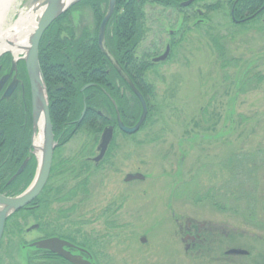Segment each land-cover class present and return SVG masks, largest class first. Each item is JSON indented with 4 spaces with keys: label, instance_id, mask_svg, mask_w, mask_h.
Returning a JSON list of instances; mask_svg holds the SVG:
<instances>
[{
    "label": "rangeland",
    "instance_id": "1",
    "mask_svg": "<svg viewBox=\"0 0 264 264\" xmlns=\"http://www.w3.org/2000/svg\"><path fill=\"white\" fill-rule=\"evenodd\" d=\"M232 1L199 0L182 11L149 3L142 7L144 35L137 54L150 60L164 51L165 42L174 43L169 59L147 75L154 90L147 123L129 137L116 130L108 156L87 174L86 192L70 202L51 204L53 212L47 217L60 231L76 230L97 264H264V79L235 96L239 71L221 70L209 39L224 37L231 56L264 77V15L234 26ZM16 3L0 27L17 20L24 0ZM216 4V11L205 8ZM71 17L78 28H95L88 7L73 9ZM199 18L205 23L196 25ZM169 31L174 35L169 37ZM4 63L9 69V55L0 57V66ZM204 108L214 116L215 132L208 139H193V123ZM97 143L91 144L86 132L79 133L55 150L54 159L79 152L93 158ZM233 154L237 158L230 159ZM230 165H237L235 182ZM135 173L144 181L124 182L127 174ZM81 179L65 175L55 180L68 189ZM70 208L73 212L61 218L58 209ZM187 222L201 225L207 235L210 243L203 252L198 247L185 252L180 228ZM234 248L249 256L225 258V251Z\"/></svg>",
    "mask_w": 264,
    "mask_h": 264
},
{
    "label": "trees",
    "instance_id": "2",
    "mask_svg": "<svg viewBox=\"0 0 264 264\" xmlns=\"http://www.w3.org/2000/svg\"><path fill=\"white\" fill-rule=\"evenodd\" d=\"M115 1L114 13L106 27L105 45L110 55L145 100L148 113L140 131L147 123L150 113L149 98L153 96L154 92L153 86L147 82V75L150 72L154 73L153 71L157 67L164 64H151L145 55L137 54L138 44L144 35L142 7L149 3L182 11L183 8L180 7V4L187 0ZM198 1L195 0V3ZM107 3L108 0L79 2L68 12L58 17L45 31L40 41L38 60L49 101L52 133L54 142L57 143L56 150L82 132H86L90 143L95 144L106 126H116L117 114H119L123 125L127 127L134 126L141 116L142 109L138 99L97 45L98 27L105 14ZM82 6L91 10L95 28H78V24H75L71 12ZM219 6V4L207 5L205 8L210 12L216 11ZM262 15H264V0H233L231 2L229 16L234 26L243 27L258 20ZM196 25L201 24L196 23ZM209 39L221 70L224 72L231 69L239 71V74L236 73L237 76H235V96L248 92V86L253 82L256 84L254 89L261 84L264 79L262 73L253 72L254 68L250 64L231 56L226 48L224 37L209 35ZM172 45L174 43H171V47ZM87 85L91 86L82 90ZM84 107H86V112L79 123L78 120ZM206 109L204 108L198 120L193 123L196 129L193 139H208L212 137L209 132H215L216 121L213 115L207 114ZM19 120L20 118L10 109L9 104L0 101V193H8L10 196H16L24 191L31 183L35 172V162L31 158L22 173L11 183H8L27 156L26 150L30 142V132L24 130ZM114 141L113 138L106 156H108ZM15 144H17V150L20 148L25 153L17 157V163L13 161L16 158L9 155ZM91 150L92 147L89 152ZM5 151L7 153H4ZM85 151L86 148H84ZM233 155L230 156V159L237 158L235 154ZM90 159L81 152L63 160L55 161L54 159L48 184L43 192L53 193L57 198V203L60 204L70 202L79 194L85 193L87 174L91 168H96L90 163ZM236 166L228 167L233 182L237 178L235 175ZM65 175L70 180L79 177L82 179L74 187L67 189L64 188L66 186L63 183L58 185L55 180L58 177L61 179ZM236 184L239 185V188L243 187L240 181ZM229 191L232 192V186L231 189L228 188ZM71 212H73L71 208L66 211L61 210L60 216H66ZM206 241L204 246L198 247L202 252L210 243L207 235ZM82 244L84 248H87L86 241H83ZM225 258L228 257L225 256Z\"/></svg>",
    "mask_w": 264,
    "mask_h": 264
},
{
    "label": "water",
    "instance_id": "3",
    "mask_svg": "<svg viewBox=\"0 0 264 264\" xmlns=\"http://www.w3.org/2000/svg\"><path fill=\"white\" fill-rule=\"evenodd\" d=\"M83 0H24L22 11L39 13L38 20L29 34L28 45L26 48V54L23 57H20L19 60L24 63L26 74L29 80L32 96V112H33V134L31 139V148L33 150L32 155H34L37 166L34 179L28 188L22 192L20 195L15 197H5L0 194V238L4 229V224L7 218L13 213L19 211L23 207L27 206L33 200L37 198L40 192L43 190L50 173L53 151L55 144L53 142L52 126L49 117V108L46 98V92L44 88V80L41 74L38 61V49L41 38L45 31L54 23L58 17L66 13L70 8H72L77 3ZM192 0H189L181 4V7L188 6ZM115 0H108L107 8L104 17L102 18L99 28H98V37L97 45L99 50L106 55L112 66L119 73L121 78L126 82L130 87L133 94L138 99L142 113L138 122L133 127L124 126L120 120L119 114H117V128L126 135L135 134L141 125L144 123L147 116V106L145 100L141 93L136 89V87L130 82L129 78L124 74L121 67L117 64L114 58L108 52L105 46V30L108 21L112 17L115 9ZM233 21L234 18H232ZM236 22V21H235ZM6 40V39H5ZM14 46V44H11ZM6 53L1 51L0 47V57ZM169 54V48L159 57L153 60L154 63L164 62ZM15 61H13V68ZM16 82H13L4 92L3 98H8L14 88ZM91 85L83 87L82 90L88 88ZM86 107L83 108V111L80 115L78 122L80 123L85 115ZM114 128L112 126H107L102 131L100 136V141L97 147L98 155L93 159L95 164H98L104 157L111 141L113 138ZM41 133L40 136H37ZM36 137H41V147L34 145V140ZM37 150H41V156L37 155ZM28 160L26 159L13 177L10 179V182L16 179L19 176L24 168L27 165ZM144 176L141 174H128L124 178V182L129 183L132 181H143ZM141 243H145V239H140ZM68 243L60 241L58 239H49L40 241L34 246L38 249L51 250V252L56 253L58 256L64 258L71 264H91L87 260L83 259L81 256H72L68 253H64L62 250L63 246H67ZM226 255H235V256H247L248 252L242 249H230L226 252Z\"/></svg>",
    "mask_w": 264,
    "mask_h": 264
},
{
    "label": "flooded vegetation",
    "instance_id": "4",
    "mask_svg": "<svg viewBox=\"0 0 264 264\" xmlns=\"http://www.w3.org/2000/svg\"><path fill=\"white\" fill-rule=\"evenodd\" d=\"M182 3H185V1ZM195 4H196L195 0H192V2L188 6L183 7V9L192 8ZM196 15L200 18L201 17L204 18L203 12L200 13V11H198ZM200 18L197 19L196 23L204 24L205 19L203 18L200 19ZM168 35L169 37L173 36L174 35L173 31H169ZM167 48H169V54L167 59L164 62L154 63L153 60L161 56L166 51ZM170 54H171V42L167 41L165 42L164 51L160 55L151 58L149 61L151 64L165 63L170 57ZM9 57H10L9 69L6 68V63L0 66V101H5L7 104H9L10 109L16 113L17 117L20 118L19 121L22 123V127L24 128V130H28L30 132V142L26 150V155L28 157L26 156L25 159L22 161V163L26 159L29 162L32 158L35 162V172H34V176H35L37 162L34 155H32L33 150L31 148V139L33 134L31 88L24 67V63L18 60L14 63L15 67L13 68L14 59L12 56ZM13 82H16V86L12 94L8 98H3L4 92ZM46 98L49 108L47 92H46ZM49 117H50V111H49ZM56 147H57V143L55 142V149L53 151L51 167L53 166ZM4 153H7V151H5ZM24 154H25L24 151L21 150L20 148H18L17 150V144H15L14 148L11 149L9 155L12 156L13 158H16L13 161L17 163V157L20 155L22 156ZM91 159H90V163H91ZM99 164H94L93 166L97 168ZM47 184L48 181L46 185ZM43 191L44 189L40 192V194L37 196L35 200H33L31 203H29L27 206L23 207L19 211L12 214L5 221L2 236L0 238V264H18V262H20V264H33L35 261L42 262L43 264H71L67 262L64 258L58 256L56 253L51 252V250L38 249L34 246V244L40 241L49 240L53 238L68 243L67 246L62 247L64 253H68L72 256H81L90 263L97 264L96 256L88 248H84L82 242L78 240V237L76 235L77 234L76 230L60 231L62 227L55 228L54 226L56 221L53 220L50 221L47 219L48 214L53 212L52 209L53 207L51 204L57 203L58 201L53 193L50 192L45 193ZM0 194L4 195L5 197H13L10 196L8 193H3V194L0 193ZM40 202H42V204H40ZM58 214H60V209H58ZM24 215H26L25 218H22ZM14 218H16L17 221H14L13 220ZM61 218H64V216ZM27 222L30 223V226L25 228V224H27ZM202 231L203 230L201 225L192 226L190 222L186 223V227L184 230L180 228V232H182L183 234L182 243L185 245L184 250L186 253H189L190 251H194L195 249H197V247L204 246L206 244L207 241L206 238L203 236ZM33 234H36V238L33 237Z\"/></svg>",
    "mask_w": 264,
    "mask_h": 264
},
{
    "label": "bare ground",
    "instance_id": "5",
    "mask_svg": "<svg viewBox=\"0 0 264 264\" xmlns=\"http://www.w3.org/2000/svg\"><path fill=\"white\" fill-rule=\"evenodd\" d=\"M16 2L17 0H0V22L5 19L7 11H9L14 4L16 5ZM38 17L39 13L20 11L17 20L13 24L6 28L0 27L1 51L9 53L15 62L26 54L29 34L34 28ZM11 44H14V46ZM40 135L41 133L37 136ZM34 145L41 147V137L35 138ZM36 153L38 156L42 154L41 150H37Z\"/></svg>",
    "mask_w": 264,
    "mask_h": 264
}]
</instances>
